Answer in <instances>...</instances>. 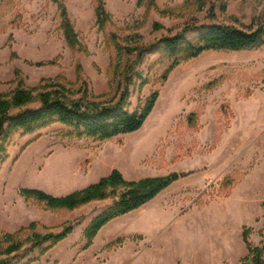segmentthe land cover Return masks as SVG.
<instances>
[{
    "label": "rangeland",
    "instance_id": "374dc122",
    "mask_svg": "<svg viewBox=\"0 0 264 264\" xmlns=\"http://www.w3.org/2000/svg\"><path fill=\"white\" fill-rule=\"evenodd\" d=\"M97 7L94 0H0L7 115L38 108L43 98L112 105L125 91L133 111L158 94L140 129L109 140L68 136L60 123L14 131L4 143L0 135V262L242 264L244 230L253 247L264 244V45L180 56L171 70L163 49H144L191 26L257 28L264 0H102ZM21 91L26 100L18 105ZM113 170L125 181L185 176L108 222L87 247L84 230L123 188L73 210L22 192L60 199ZM67 227L71 233L44 254L33 248L36 237Z\"/></svg>",
    "mask_w": 264,
    "mask_h": 264
},
{
    "label": "trees",
    "instance_id": "16d2710c",
    "mask_svg": "<svg viewBox=\"0 0 264 264\" xmlns=\"http://www.w3.org/2000/svg\"><path fill=\"white\" fill-rule=\"evenodd\" d=\"M94 1L98 3L96 11L99 12L102 0ZM61 16L63 18L62 28L66 39L70 45H73L72 27L66 20L63 7ZM186 33L194 34L195 36L190 38L185 35ZM263 45L264 24L259 25L257 28L252 26L238 28L229 25L212 24L210 26L186 27L182 33L163 38L144 50L154 52L158 49H163L173 59L169 69L171 70L177 65L180 56L196 57L207 51L238 52ZM163 79L165 80L166 77ZM127 97L128 93L125 91L114 104L107 106L74 101L67 102L60 98H43L38 108H27L14 116L7 115V105L0 102V135L2 136V143L14 131L23 130L26 133H31L53 123H60L67 127L68 136L77 138L89 137L101 141L135 132L140 129L151 112L158 94L153 93L144 106L133 111L127 108ZM25 100L26 98L23 97L22 91L16 92L14 102L16 101L19 105ZM2 154L3 145L1 144L0 158ZM184 176V174L173 173L164 177H148L138 181H125L119 172L113 170L108 177L101 178L96 184L60 199H55L39 191L23 190L22 192L28 196H37L48 207H62L73 210L92 200L106 199L109 193L115 194L118 189L123 188L112 202V205L93 218L84 230V238L86 240L84 247H87L97 232L108 222L144 206L161 191ZM108 190H110L109 193ZM22 231L23 229L19 232ZM71 231L72 229L67 227L57 235L50 234L44 237H36L33 248H38L40 253L44 254L64 240ZM248 234V230H244L242 238L247 248V256L242 261V264H246L247 261L250 264H264V244L260 247H253L249 243ZM45 243H48L46 247L43 246ZM17 248L20 249L21 245H17ZM15 249L11 247L8 250L12 252ZM0 264L16 263L1 261Z\"/></svg>",
    "mask_w": 264,
    "mask_h": 264
},
{
    "label": "crops",
    "instance_id": "0c3cea01",
    "mask_svg": "<svg viewBox=\"0 0 264 264\" xmlns=\"http://www.w3.org/2000/svg\"><path fill=\"white\" fill-rule=\"evenodd\" d=\"M177 181H178V180H177ZM177 181H176V182H177ZM121 217H123V216H121ZM119 218H120V217H119ZM119 218H118V219H119ZM118 219L115 218V219H113L112 221L114 222L115 220H118ZM112 221H110L109 223H111ZM109 223H108V224H109ZM106 225H107V224H106ZM106 225H105L103 228H101V230L98 232V236H100L101 233L104 232V229L106 228ZM107 227H108V226H107ZM115 237H116V234H115ZM115 237H113V239H114ZM95 240H96V237L94 238L93 241L95 242ZM110 241H111V240H110ZM96 261H97V260H96ZM97 262H98L99 264H100V263H104V261H97Z\"/></svg>",
    "mask_w": 264,
    "mask_h": 264
}]
</instances>
